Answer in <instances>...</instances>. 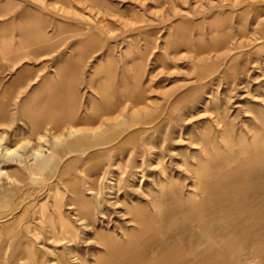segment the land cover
Wrapping results in <instances>:
<instances>
[{
  "label": "rangeland",
  "instance_id": "1",
  "mask_svg": "<svg viewBox=\"0 0 264 264\" xmlns=\"http://www.w3.org/2000/svg\"><path fill=\"white\" fill-rule=\"evenodd\" d=\"M5 40L32 71L8 96L68 86L86 148L0 123V264H94L99 233L131 242L117 264H264V0H0Z\"/></svg>",
  "mask_w": 264,
  "mask_h": 264
},
{
  "label": "bare ground",
  "instance_id": "2",
  "mask_svg": "<svg viewBox=\"0 0 264 264\" xmlns=\"http://www.w3.org/2000/svg\"><path fill=\"white\" fill-rule=\"evenodd\" d=\"M61 87L69 88L68 86H64V85ZM58 91H59V89L57 90V93L55 95V99H56L57 103H61L62 101L64 102L65 109L63 110V115L65 117H67L68 119H70L69 127L66 130V138L69 141V148L72 152L73 151H84L86 148V147H84V144L86 143V141L78 138V135L81 132H80V130L74 128V124H76L78 118L76 116H73V114L70 110V105L72 103H74V98L72 97L74 93L72 91H70L66 95L64 94L63 96H61ZM32 101L34 102V100L31 99V101L27 104V106H25L27 108V109L24 108V109H26V111H24V109H23L22 113L24 116L28 115L31 117L32 115L35 114V111L37 110L36 109V103H33ZM37 137L40 141L46 142L45 138H43L42 136H37ZM53 139H54L56 144L59 143L61 140L60 137H55V136L53 137ZM99 144H102V139L101 140L93 139L91 142V146H96ZM28 149H29L28 161L34 163L35 166H40L39 164H41V166H42V163H44V161L50 160L49 157L46 156L43 151L39 150L36 147L29 146ZM14 152L15 151L13 149L8 147L2 140H0V156H2L4 158H9L11 155H13ZM17 156H18V154H17ZM18 157L21 158L20 155ZM20 158L17 159V161H20ZM2 171L3 170L0 169V174L2 173ZM0 189H2L1 186H0ZM9 199H10V195H9V188H8L5 194H0V204H7L9 202ZM74 201H75V204H77L78 206L80 205V207L77 209L79 212V215H80V219L87 220V219H91L93 217L92 216V209L90 207L86 208L83 206L84 201H83L82 196L76 197ZM58 203H59V200L57 197H55L54 198L55 206H57ZM55 213L57 215V219L59 222L61 234L63 236H66V237L67 236L68 237L73 236V228L70 226V224L65 219L62 218L60 211L58 209H56ZM146 213H147V211H145L144 213L142 212V215L148 216V217L152 216V215L150 216V213H148V214H146ZM39 217H40L41 221L47 222L52 229V220L50 219V216L47 214V211L43 207H40V209H39ZM20 219H21V216L18 218L17 221H14L12 223V225L10 227V231L15 227V225L18 223V221ZM146 220H148V219H146ZM146 220L144 222H146ZM144 222L142 224H144ZM139 228H140V226H139ZM96 236H97V239L99 240V242H101L102 244H104L106 246V250L104 253L97 256L94 264H117V263H120V262L127 260L134 252V249H132V244L129 241V239H126L123 242L119 243L118 241H116L114 239V237H111V235L107 236V235H103V234L99 233V234H96ZM130 236H133V235H130ZM0 251H2V250H0ZM141 260H142V257H141Z\"/></svg>",
  "mask_w": 264,
  "mask_h": 264
},
{
  "label": "crops",
  "instance_id": "3",
  "mask_svg": "<svg viewBox=\"0 0 264 264\" xmlns=\"http://www.w3.org/2000/svg\"><path fill=\"white\" fill-rule=\"evenodd\" d=\"M23 30L27 31L29 29L24 27ZM30 55L31 54L27 52L12 50L11 45L7 40L3 41L2 45H0V123L3 124L7 122L10 114L12 112L14 113V111L23 112L25 106H27L31 99H33L36 102L37 109L35 114L31 117L28 115L24 116L30 123L32 135L42 136L39 135V131L46 125H52L56 130L64 126V134L60 136L61 139H64V142L60 141L58 148L67 151L69 149V141L66 138V130L69 127L70 119L63 115V110L65 109L64 102L62 101L61 103H57L55 99L57 91L50 98L43 99H35L33 96L26 98L17 97L16 99H12L10 96H8L9 93L14 91L22 79L26 78L30 75V73H32L30 65L22 63L18 65L16 64L22 59L29 58ZM5 61H7L10 66L8 68L2 69L1 66ZM70 91H72L70 88L61 87L58 92L61 96H63ZM52 137H54V135H52ZM49 163L50 161H44L42 166L39 164L40 169L46 170Z\"/></svg>",
  "mask_w": 264,
  "mask_h": 264
}]
</instances>
